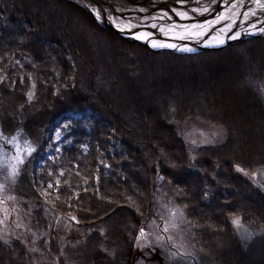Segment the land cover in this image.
<instances>
[{
    "label": "rangeland",
    "instance_id": "374dc122",
    "mask_svg": "<svg viewBox=\"0 0 264 264\" xmlns=\"http://www.w3.org/2000/svg\"><path fill=\"white\" fill-rule=\"evenodd\" d=\"M214 8L229 14L230 8L221 3L190 15L191 38L197 37L199 30L193 27L195 23L215 19L210 13ZM90 24L80 7L68 0H0V162L15 163L12 158L17 155L24 161L17 166L14 178H5L9 168L0 171V264H97L99 255L105 264H226L227 259L214 251L219 247L214 238L210 244L215 242L214 247L202 248L207 244L206 228L193 229L202 217L184 205L171 186L193 188L199 210L211 204L208 209H212L221 190L229 191L231 201L242 211L233 213L231 221L247 219L257 226L251 220L260 217L264 208V151L249 153L238 141L264 130L257 126L264 121V35L238 32L241 40L254 43H240L222 51L203 48L207 62L186 59L180 52L173 57L154 56L159 55L154 54V47L129 40L132 34L126 33L128 38H124L102 26L108 30L103 34ZM39 33L62 40L65 59L53 57L49 47L34 38ZM26 45L38 47L45 55L36 66L26 60L32 52L31 48L23 51ZM78 57L86 62L78 61ZM92 66L98 78L92 83L83 79L78 87L88 104L80 106L77 100L61 103L60 108L66 115L73 113V119L55 133L49 128L48 136L55 134L54 139L38 144L37 138L44 136L45 120L56 111L50 99L39 100L38 94L63 86L59 68L64 67L75 80L78 75L92 73ZM45 70L51 77L39 76ZM112 92L123 102L110 101L108 93ZM21 99H28V103L22 104ZM117 103L121 109L112 114L110 108H116ZM94 109L99 114L91 120ZM144 116H150L147 123ZM102 118L107 124L117 121L134 126L133 153H108L107 143L95 129ZM254 120L258 121L253 128L249 123ZM8 123L16 126L7 127ZM82 124L95 128L81 134ZM124 130L121 126L123 135ZM12 137H16L15 142H10ZM64 143L67 149L62 148ZM28 145L34 149L30 154L25 150ZM161 145L184 152L173 156L170 166L159 168L154 161L160 157L157 147ZM54 146L59 149L54 150ZM45 147L49 151L40 157ZM35 160H39L35 169L39 179L31 171ZM105 161L122 169L108 171ZM69 167L72 170H63ZM163 194L179 200H160ZM52 198L63 203H50ZM122 199L125 204L119 209ZM169 204L183 213V222L175 220V228L171 227ZM97 207L104 210L103 214L90 215ZM219 209L216 205L215 210ZM162 211L166 217L158 215ZM66 214H74L81 222L78 232L70 229L73 222L63 217ZM108 214L111 217H104ZM215 214L220 222L229 223L228 210ZM165 223L169 224L167 233L163 231ZM142 228L146 234L143 240L139 237ZM127 229L130 240L115 255L98 253L99 243ZM249 229L252 239H237L238 251L229 253V264H264V235L260 237L262 246L259 232L252 226ZM197 233L202 243L194 235ZM231 241L236 247L235 239ZM51 242L58 247L57 257L52 256L56 252L50 250ZM71 249L75 253L67 254Z\"/></svg>",
    "mask_w": 264,
    "mask_h": 264
},
{
    "label": "trees",
    "instance_id": "16d2710c",
    "mask_svg": "<svg viewBox=\"0 0 264 264\" xmlns=\"http://www.w3.org/2000/svg\"><path fill=\"white\" fill-rule=\"evenodd\" d=\"M80 10L84 16L85 21H87L89 24L91 23L98 31H102L103 34L106 33V31H108V30L102 28V26L95 20V18L93 17L92 14H90L89 12H87L81 8H80ZM64 15L67 17V14H64ZM34 38L36 40H38V42L40 44H43L44 46L49 47L51 55L53 57H55L57 59H65V57L62 53V50H61L62 40H58L55 37L44 36L41 33L34 34ZM114 38L117 39L116 36H114ZM250 42L254 43L251 40V41L237 42V43H234L233 45H237L240 43H250ZM29 48H31L32 52H28V56H27L26 60L30 64V66H36L40 61H42L45 58V55L36 46L26 45L23 48V51H27ZM20 53H22V52L20 51ZM154 54H159V55H154V56H170V57H173V52H171V51L170 52H159V53L154 52ZM182 57H185L186 59L201 58V59H204L205 61L209 62L205 53L202 55L182 56ZM68 61L70 62V60H68ZM78 61L86 62V60L82 57H78ZM90 69H92V73H90L88 76H86L87 74L85 76L78 75L75 78V80H73V74L72 73L68 74L66 69L64 67H61L58 70L61 72V77L64 81L62 83L63 86L60 87L59 89H54L51 93H48V94H46L43 91H41L38 94L39 100H45V97H47L46 100L50 99V103L53 105V107L56 108V111L54 114L50 115L49 117L47 116L48 118L45 120L46 121L45 126L42 128L43 132H44V136L37 138L38 144L43 143V142H47V141L50 142L51 140H53L55 137V134H50L51 137H49L50 135L48 136V134L50 133V129H51L52 133H55L58 130H60V128L64 127V125L66 124L67 121L73 119V113L66 115L67 112H64L60 108L61 103L68 101V100H77L80 106H84V105L88 104V102L86 101L87 96H83L82 92L78 89V87L81 84V82L83 81V79H86L92 83L95 78L96 79L98 78L97 72L95 71L96 68L94 66H92L91 68L89 67V70ZM39 76L42 77L43 79H46L48 77H51V74L47 70H45L43 73H39ZM107 84H109V83H107ZM100 93H102V91H100ZM108 95L111 97V98L109 97L110 101H113L115 99V104H116V102H120V101L123 102V99L117 98L116 94L113 92L108 93ZM75 96L78 98H76ZM112 98H113V100H111ZM130 98H131V96L127 97V99H130ZM21 102H22V104H27L28 99H21ZM119 104L120 103H117V105H115L116 108H113L111 106L110 110H111L112 114H116V110L120 111L121 108L118 106ZM97 112L99 114V111L97 109H94L93 112L89 115L91 120L97 119V117H98ZM132 112L135 113V108H133ZM126 113H128V111H126ZM171 116H175L174 112H171ZM130 118H131V114L128 113V119H130ZM143 118L146 122L150 118V116H144ZM168 120H169V118H166V121H168ZM259 120H261V119H259ZM257 121L258 120L251 121L249 124H251V126H253V128H254L256 125H252V124H254ZM6 126L14 128V126H16V125L14 123H8ZM121 126L123 127V130L125 129L127 131V132H125V130H124L125 135H123L120 131ZM257 126L264 128V121L261 122ZM133 127L134 126L127 125V123H124L123 125H121L117 121H113L112 123L107 124V122H105L104 119L102 118L101 122H100V127H97V128L91 127V126L86 127L85 124H82L79 128V132L82 134V133L88 132V130L92 129V128L98 129L99 132L101 133L102 142L105 141L108 145V153L109 154H112L115 152H121V151H127L130 153H133L136 150V143L134 141V135L131 134L134 131ZM63 131L67 132V130L65 128H63ZM255 134L256 133H254V134L251 133V135H250L251 139H249L247 137L240 139L238 141V145L240 147L245 145L246 146L245 150H250L249 153H253V152L255 153V152H257V150L258 151H264V130H262L261 133H259L258 135H255ZM67 145H68L67 143H64L62 148L67 149ZM57 149H59V147L54 146V150H57ZM157 150H158V154H160V153L161 154H160V157L158 156L155 159L154 164L159 165V168H161L162 165H164V166L169 165L170 166L173 156L177 155V157H178L180 155V153L184 152L183 149H174L170 146H165V145H161V146L157 147ZM48 151H49V148L45 147L43 149V154H41L40 157H42ZM52 152L53 153L50 154L51 158L54 157L55 151H52ZM58 156H60V155H58ZM38 163H39V160H35L34 162L31 163L34 166L33 169L31 170L32 173L38 167ZM115 164L116 163H113L110 161H105L104 167H106L108 171L112 170L113 168L122 169L121 165L117 164V167H115ZM58 165H59L58 162H55V166L58 167ZM63 170L68 171V170H72V168L69 167V168H66ZM171 190H173L180 197V199H182L181 201L183 202L184 205H190L195 210V212L198 213L199 216L201 215L202 218H200V225L195 223V226L193 229L197 230L199 227L206 228V235H205L204 239L206 240L207 244L202 245V248L204 250H209V249H211V247H214L215 242L217 241V244L219 247H216L214 249V251L218 257L227 259V256L223 255V250H225L229 253H231V251H233V252L238 251L237 241H235L236 247H235V243H233V245H231L232 244L231 240L234 238V235H233L234 231L233 230L236 229V225H235V223H233L231 221V217H232L233 213H236V212L241 213L242 211L240 210L239 207H237L235 205L236 202L231 201L233 195L230 194V196H229V191L221 190V192L216 197L215 202H213L214 205H213L212 209H208L212 205L211 204L210 206H206L202 210H199L198 208L196 209V205L198 203V196H197V193L195 192V190L193 188L188 187V186H185V188L171 186ZM183 194H185V197L183 196ZM164 197H172L175 200H179L176 197L168 196L167 194H165L163 197H160V200L163 199ZM217 199H219V200L217 201ZM122 200H123V203L120 206H118L119 209H122L124 204H125V199H122ZM54 201H59V202L63 203V201L58 199V198L49 199L50 203H52ZM252 201L255 202L254 200H252ZM200 205L203 206V203H200ZM216 205L220 207V209L218 211L215 210ZM225 209L230 212L229 223L226 221L220 222L219 220H217V215L215 214V213H224ZM158 215H162L164 217L165 212L162 211V213H160ZM262 216H264V208H263V211L260 212V217H262ZM241 217H243V216H240L238 218H241ZM193 229H192V231H193ZM37 231L41 232L39 230H37ZM87 231L89 233H92V230L88 229ZM44 233H45V235L47 234V232H44ZM94 233L97 234L98 232L94 231ZM213 234H216V236H213ZM194 235L196 237H198V240H200L202 243V238L200 237L201 235H199L198 233L194 234ZM213 238L215 241L214 245H210ZM234 239H237V238H234ZM129 240H130L129 229L123 230L120 232H116L115 236L113 238H111L108 242L105 241L101 244L99 243L97 245V251H98V253H100V251H104L105 253H110L112 255H115L116 251L119 248H121L122 246L127 245ZM45 241L46 240H44V245H45ZM50 250L54 251L56 253L58 252V247L56 246L55 243L51 242ZM69 253L70 252H68L67 254H69ZM34 255H33V257H34ZM52 256L56 257L55 254H52ZM98 257L101 259V261L96 262V263L97 264H105V259L101 255H99ZM255 262H256V260H255Z\"/></svg>",
    "mask_w": 264,
    "mask_h": 264
},
{
    "label": "bare ground",
    "instance_id": "6f19581e",
    "mask_svg": "<svg viewBox=\"0 0 264 264\" xmlns=\"http://www.w3.org/2000/svg\"><path fill=\"white\" fill-rule=\"evenodd\" d=\"M103 1V0H102ZM204 2V4L197 5V6H191L190 9L184 10L181 13H185L186 17H183V15L180 16L182 20H178L174 16H165L162 13H158L159 11H168L166 0H154V2L157 5L156 8V14L152 15L151 13H147L145 17L143 18V21H147L150 23V26H143V29L140 30L141 34H143V37H146L148 40H143L147 42L149 45L153 46L160 45L159 43L162 42V45H171V46H161L163 48L167 47L170 48L171 52H187L191 49L190 47L185 46V44H179L176 41L173 40H167L166 38L160 39L158 35H156L154 32H165L167 34H177L189 37L193 43L197 45H206L210 42H213L215 40H219L223 37H226L231 34V37H239L238 32H242L244 34H248L250 32L254 34H261L264 35V31H260V29H264V8H261L259 4L256 2V0H220L217 4L223 3L225 7H229V14H224L220 8L211 9L210 13L214 14L215 19H208L205 22H198L195 23L196 27L199 28L197 32V37L191 38L188 34H192L193 31L191 29H188L190 27V24L188 23L190 15H195L200 12H206V7H209L211 5H206L205 3L213 2L214 0H200ZM235 1L240 5L236 4ZM117 5L122 6L123 3L120 2V0L115 1ZM240 2V3H239ZM253 4V7L256 8L252 9L250 8V5L247 3ZM260 3L264 4V0H260ZM102 7L108 9V3L103 2ZM220 10V12H218ZM241 11V12H239ZM209 12V10H208ZM217 12V13H216ZM216 13V14H215ZM253 13H255L253 15ZM261 14L262 18L256 19L253 18V16ZM201 18V16H199ZM218 17H224V19H220L218 21ZM205 18V17H204ZM204 18L201 20L203 21ZM145 28H149L151 32H145ZM237 31V32H236ZM154 39V40H150ZM215 44H218V42H215ZM154 47V46H153ZM157 48L159 46H156ZM232 47V46H230ZM222 47L219 46L220 51H222ZM229 49V48H228ZM182 56H185L184 54ZM33 175L35 179H39V175L36 173V171L33 172ZM170 205V204H169ZM171 206V211L175 210L176 208L173 205ZM104 210L102 208L97 207L95 211L90 212V215L96 216L98 213L103 214ZM77 214V213H76ZM74 214L72 216L64 215L66 219H69L73 222L72 227L70 228L74 232H78V228L80 229L81 222L73 220ZM78 217V216H77ZM104 217H111L109 214L104 215ZM239 226L236 224V229L233 230L234 232V238H237L239 240H249L252 239V231L249 229L250 226L253 227V229L257 232H259L258 235V242L263 246V241L260 240V237L264 235V216L255 218L253 217L251 222L257 223V226H253L247 219H239ZM161 234L163 231L160 232ZM250 234V235H249ZM182 233L178 236L181 237ZM235 239V241H237ZM243 244V243H242ZM68 252L75 253L74 250H68ZM223 255L227 256L226 264H229V252L223 250ZM55 256H59L58 253L55 254ZM263 263V262H261ZM222 264V263H221Z\"/></svg>",
    "mask_w": 264,
    "mask_h": 264
},
{
    "label": "water",
    "instance_id": "95a60500",
    "mask_svg": "<svg viewBox=\"0 0 264 264\" xmlns=\"http://www.w3.org/2000/svg\"><path fill=\"white\" fill-rule=\"evenodd\" d=\"M71 2L76 3L78 6L84 8L90 14L93 15L95 20L104 26L106 29L114 32L119 36H123L124 38H128L124 36V34L129 33L132 34V37L129 40H133L140 44H145L151 48L147 42L143 40H148L146 37H143L140 30L143 29V26H150V23L147 21H143V18L147 13H151L152 15H157L158 13H162L165 16H174L178 20H182L180 13L184 10L190 9L191 6H197L204 4V2L200 0H166L168 11H159L156 14L157 5L154 0H120L123 3L122 6L116 4V0H69ZM220 0H214L213 2L205 3L206 5H215ZM108 3V9L102 7V3ZM236 4H238L235 1ZM211 5V6H212ZM239 5V4H238ZM210 7V6H209ZM240 7V5H239ZM250 8L257 10L250 5ZM258 11V10H257ZM99 13V19L97 18L96 13ZM159 15V14H158ZM253 18L260 19L262 18L261 14L253 16ZM126 30V31H125ZM145 32H151L149 28L144 29ZM159 38L162 40L166 38L167 40H173L178 42L179 44H185V46L190 47L192 50L187 52H180L184 55H191L197 53L199 50L205 51L203 48L210 49H219V46L222 48H226L237 40H241L240 38H232L226 37L221 40H217L218 44H206V45H197L190 41L191 39L186 36L177 35V34H167L163 32H154ZM260 36H263L260 34ZM142 37V38H138ZM154 40V39H150ZM222 41V42H221ZM157 52H167L171 50L170 48L163 47H154L153 48Z\"/></svg>",
    "mask_w": 264,
    "mask_h": 264
},
{
    "label": "snow or ice",
    "instance_id": "6c2138e0",
    "mask_svg": "<svg viewBox=\"0 0 264 264\" xmlns=\"http://www.w3.org/2000/svg\"><path fill=\"white\" fill-rule=\"evenodd\" d=\"M256 2L259 4V6L261 8H264V4L260 3V0H256ZM254 14L255 13H253V15ZM96 15H97V18L99 19V13L98 12L96 13ZM181 15H186V14L185 13H181ZM220 19H224V17H218V21ZM193 27H196V26H193ZM260 31H264V29H260ZM138 38H142V37H138ZM232 38H235V37H232ZM153 46L156 47V46H171V45H155L154 44ZM187 50L191 51V49H187ZM4 139H7V137H4ZM15 140H16V137H12V141H10V142H15ZM25 143L27 145V141ZM25 150L28 151L29 154H30L31 151H33L34 149H32L30 145H28ZM17 151L19 152V148L17 149ZM12 159L15 161V163H12L11 161L0 162V171H2L5 168H9L10 169V171L7 174V176L5 177L6 179L8 177L14 178L18 174V171H19L17 166L24 162L23 161V157L21 155H17L15 157H13ZM237 170L241 171V172L244 171V169H242V168H237ZM0 187H3V186L0 185ZM50 187H51V185H50ZM8 199H13V198L12 197H8ZM170 218H171V221H172L171 222V227L175 228L176 227L175 220L179 219V220H181V222H183V213H182V211L180 209H175V210L170 212ZM72 219L75 220V217L73 216ZM233 222L237 226H239V223H240L239 219H236ZM163 231L165 233H167L169 231V224L168 223H165V226L163 227ZM139 237H140L141 240L146 239V234H145L143 228L140 230ZM0 238H2V237H0ZM158 239H162V237H158ZM168 239L171 241L172 237L169 236ZM173 255H175V254H173Z\"/></svg>",
    "mask_w": 264,
    "mask_h": 264
}]
</instances>
